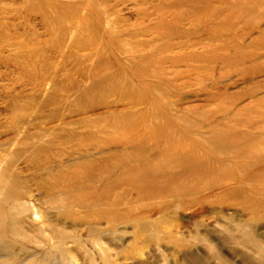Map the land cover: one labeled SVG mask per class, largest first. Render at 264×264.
I'll list each match as a JSON object with an SVG mask.
<instances>
[{
    "label": "rangeland",
    "instance_id": "obj_1",
    "mask_svg": "<svg viewBox=\"0 0 264 264\" xmlns=\"http://www.w3.org/2000/svg\"><path fill=\"white\" fill-rule=\"evenodd\" d=\"M154 125L232 171L130 173ZM0 180L30 197L0 223V264H264V0H0Z\"/></svg>",
    "mask_w": 264,
    "mask_h": 264
},
{
    "label": "bare ground",
    "instance_id": "obj_2",
    "mask_svg": "<svg viewBox=\"0 0 264 264\" xmlns=\"http://www.w3.org/2000/svg\"><path fill=\"white\" fill-rule=\"evenodd\" d=\"M42 2L43 1H41V3ZM249 5H251V4H249ZM235 9H237V8H235ZM251 9H252V5H251ZM238 10H240V7ZM238 10L233 11L232 13H230L229 16L225 17L226 22H225V24H223L225 27L229 28V27L233 26L232 25L233 23L231 21H234V20L239 19L242 16H244L243 13L240 12L241 10L240 11H238ZM217 13H219V12L218 11L216 12L213 10L205 11V13L203 11L202 14H204V15H203V20H201V22L205 23V25L209 27L210 24L213 23L212 20H214L215 17L216 18L218 17ZM96 22H95V24H96ZM98 24H99V27L97 26ZM98 24L95 25L96 28L101 29V24L99 22H98ZM109 53L112 55L113 51H111ZM240 59L243 60V57H241ZM238 60L239 59H237V61ZM114 63H115V61H114ZM147 70H148L147 68H145V69L142 68V69L136 70L131 75L132 79H134L139 84H141V82L143 81L142 76L144 74H146ZM122 76L124 77V74ZM141 86L144 87V89H145V90H143V95L145 93L148 95L150 89L148 90V87L145 85H141ZM149 99L151 100V98H149ZM151 102L160 103L161 101L159 102V99H153V97H152ZM158 112L159 113H157V114L164 116L165 119H167L169 122H172L171 117L168 115L169 113H167V111H165L163 108L161 111H158ZM131 130L135 131L136 125L131 126ZM182 138L191 139L193 141V145H190V144L183 145L180 141V139H182ZM118 140H120V139H118ZM160 141H162L164 144L162 145V148L159 151V153H161L160 157H157V159H155V157L153 158L152 156L155 153V149L157 151L159 150L158 143ZM132 142L135 145H138V147L140 148L139 153H140L142 158H145V159L146 158L147 159L152 158V160L149 163L147 162L148 164H146V165L142 164V167L141 166L140 167L137 166V168L132 167L133 169H135V171L132 168L131 169L129 168L130 173L137 172V174L138 173L143 174L144 177L147 175L148 176L150 175L151 178H154L153 181H155V175L156 176L162 175V174L158 175V173H163L164 175H166L165 177L168 176V178H167L168 180L175 179L177 177V174H176L177 171L174 174V172L170 168L172 166L174 168L173 163H174V161H177V160H179V161H181V163H183L181 165V167L178 168V169L183 170V172H182L183 178L187 179V181L191 180V182H192V180H196L199 178L202 179V177H206L209 174H211V175H209L208 177L210 179V176H211L212 180H213V178L215 180L216 177L223 178V176L224 177L227 176L226 174L229 173V171H232L231 169L229 170V168L227 170V168L225 166V154H227L229 151L223 153L224 158H221L217 155L220 152L217 153L215 150H211V148H208V146L206 144L201 143L202 141L194 139L192 137V135H190L185 129H181L179 132H176V134H171V131L168 129H165V128H161L160 131L155 130V125H154L152 127H147L145 129V132H143L142 134H136L135 137L132 139ZM232 142H236V141H232ZM117 143H119V142H117ZM214 149H215V147H214ZM227 157H230V153L227 154ZM205 158L207 161L205 160ZM125 168H126V166H125ZM175 169H176V167H175ZM237 169H235V170H237ZM131 170L133 172H131ZM238 171L239 170H237L236 172H238ZM155 172H156V174H155ZM178 173H180V171ZM76 174H77L76 176H78L80 174L79 170H76ZM139 174H138V176H139ZM140 177H141V175H140ZM173 177H175V178H173ZM177 178H179V176ZM71 179H73V178H71ZM167 179H165V180H167ZM201 179L197 180V182L199 183V181H203ZM203 179H205V178H203ZM206 179H208V178H206ZM73 180H76V179H73ZM99 180L100 179H98V177H97L93 181L98 182ZM141 181H143L142 182V184H143L144 183L143 177H142ZM147 181H150V180H147ZM147 181L145 180V183L143 184L145 186L143 188V191H147L149 196L153 197L155 195L156 190H155L154 186H149V185L146 186ZM0 185H1V191L4 194V196L2 197L3 200L0 201V223L4 224L7 222V225H8L10 222H15L14 218H15L16 213L22 215V213L24 211V207L23 206L19 207V206L15 205V202L29 200L30 197H29V194L27 192L21 191L16 185H12V184L8 185L5 181H1ZM42 186H43L45 193L48 195L54 194V191L56 189L58 192H61L58 190V185L50 186L49 184L43 183ZM202 186L203 185H201V187ZM76 187L78 188V184H76ZM93 187H94V185L91 183V179H88V178L85 180H82L80 182V186H79L80 190L86 189V191L89 195H90V193L94 192L93 190H95V189ZM201 187L199 186L198 187L199 189L197 188V186H196V188L194 187L195 190L197 189L196 193L199 192L198 190H200ZM204 187L205 186H203L202 188L204 189ZM139 190H141V189H139ZM190 190H188V192H187L188 195H190L189 194ZM192 190H193V193H195L194 189H192ZM201 191H203V190L201 189ZM63 193H64V195L66 193V196L68 195V193L70 194V192H64V191H63ZM185 195H186V193H185ZM70 196H74V195L71 194ZM181 196H183V195L181 194ZM67 198H68V196H67ZM73 199H70V197H69V199H68L69 205L74 203L72 201ZM9 203H11V206L9 205L10 208L4 209V207H7V205ZM13 225L16 227H19L18 223H16V225L15 224H13ZM19 236L24 237L22 233ZM3 257H4L3 255H0V259Z\"/></svg>",
    "mask_w": 264,
    "mask_h": 264
}]
</instances>
